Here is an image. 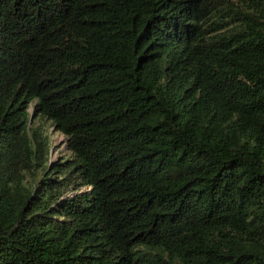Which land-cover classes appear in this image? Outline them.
Here are the masks:
<instances>
[{"label":"trees","instance_id":"1","mask_svg":"<svg viewBox=\"0 0 264 264\" xmlns=\"http://www.w3.org/2000/svg\"><path fill=\"white\" fill-rule=\"evenodd\" d=\"M0 264H264V0H0Z\"/></svg>","mask_w":264,"mask_h":264},{"label":"rangeland","instance_id":"2","mask_svg":"<svg viewBox=\"0 0 264 264\" xmlns=\"http://www.w3.org/2000/svg\"><path fill=\"white\" fill-rule=\"evenodd\" d=\"M36 124L43 127L44 131L50 137L52 143V152H51L52 160H56L71 155V151L68 148L66 136L60 131L55 130L50 120L44 117L43 118L39 117L36 120Z\"/></svg>","mask_w":264,"mask_h":264}]
</instances>
